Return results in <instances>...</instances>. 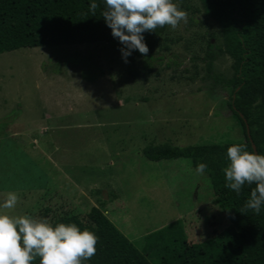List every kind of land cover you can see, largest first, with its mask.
<instances>
[{
  "label": "rangeland",
  "instance_id": "374dc122",
  "mask_svg": "<svg viewBox=\"0 0 264 264\" xmlns=\"http://www.w3.org/2000/svg\"><path fill=\"white\" fill-rule=\"evenodd\" d=\"M188 13L176 29L152 37V59L134 51L125 63L118 39L0 53V203L15 193L10 215L48 202L79 212L96 206L157 264V249L174 237L200 242L224 216L209 173L186 158L148 160V145L241 142L231 91L206 73L208 40L221 44L220 24L199 0H173ZM231 59L213 73L230 77ZM89 70H92L89 72ZM102 71L95 80L83 74ZM264 146V104L246 108Z\"/></svg>",
  "mask_w": 264,
  "mask_h": 264
},
{
  "label": "trees",
  "instance_id": "16d2710c",
  "mask_svg": "<svg viewBox=\"0 0 264 264\" xmlns=\"http://www.w3.org/2000/svg\"><path fill=\"white\" fill-rule=\"evenodd\" d=\"M93 0H0V53L22 47L55 48L61 45L94 44L114 38L101 15L104 0H95L98 8L90 10ZM204 13L221 27V44L210 39L203 56L206 73L216 82L229 87L230 109L236 115L244 134L241 142L198 143L192 145H148L142 154L148 160L186 158L196 169L206 163L214 201L225 222L219 230L200 242L185 237H174L157 249V264H264V205L256 214L247 209L241 213L255 186L245 184L237 194L226 187L223 169L229 163L227 148L243 144L254 152L246 135L243 118L251 101L260 97L264 104V0H199ZM155 32L145 31L147 56L133 50L139 57L151 60L152 37ZM220 55L231 59L230 77L213 73V62ZM92 70H89L91 72ZM102 74H83L92 81ZM240 114L242 116H240ZM257 153L264 154V146L254 139ZM26 215L47 218L53 225L59 222L75 223L88 228L98 237L96 254L84 264H150L131 241L96 206L79 212L63 203L48 202Z\"/></svg>",
  "mask_w": 264,
  "mask_h": 264
},
{
  "label": "clouds",
  "instance_id": "9594fccd",
  "mask_svg": "<svg viewBox=\"0 0 264 264\" xmlns=\"http://www.w3.org/2000/svg\"><path fill=\"white\" fill-rule=\"evenodd\" d=\"M104 4L101 15L124 46L120 51L125 63L133 50L147 56L145 31L155 32L165 25L176 29L188 22V13L173 0H104ZM97 8L93 0L90 10L95 13ZM227 158L226 187L239 194L243 185H255L240 212L251 209L259 214L264 205V154L234 143L227 148ZM206 168V163H199L196 173L203 175ZM17 202L18 196L10 192L0 209H14ZM98 240L93 231L81 230L75 223L53 225L47 218L0 212V264H84L96 254Z\"/></svg>",
  "mask_w": 264,
  "mask_h": 264
},
{
  "label": "water",
  "instance_id": "95a60500",
  "mask_svg": "<svg viewBox=\"0 0 264 264\" xmlns=\"http://www.w3.org/2000/svg\"><path fill=\"white\" fill-rule=\"evenodd\" d=\"M240 116H242V115L240 114ZM243 121L245 123L246 135H247V137H248V139H249V141L251 143V146L253 148V151L257 153L256 146H255V142H254V140L252 138V132H251L249 123L247 122L246 118H243Z\"/></svg>",
  "mask_w": 264,
  "mask_h": 264
}]
</instances>
